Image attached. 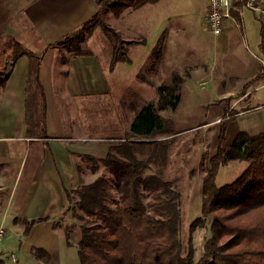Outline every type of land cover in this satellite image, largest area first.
<instances>
[{
	"label": "crops",
	"instance_id": "obj_1",
	"mask_svg": "<svg viewBox=\"0 0 264 264\" xmlns=\"http://www.w3.org/2000/svg\"><path fill=\"white\" fill-rule=\"evenodd\" d=\"M13 3L0 11L4 17L0 36L13 37L42 54L39 79L46 102V133L37 132L34 125L30 131L27 124V89L39 93L28 79V58L21 55L0 82V224L11 228L0 243V256L6 264H80L76 247L67 245L59 228L54 231L52 224L59 221L66 205L64 190L80 184L78 160L103 157L109 146L82 141L95 129L75 123L71 117L64 120L60 108L50 104L49 96H59V90L75 98L105 95L109 92L107 75L131 70L145 75L146 80L136 83L140 89L158 92L159 86L170 85L174 78L179 89L190 78H203L207 68L212 69L215 79L244 81L240 88L243 98L252 90H247L252 86L247 85L249 80L259 74L264 80V59H247V44L245 40L244 47L240 43L244 36L241 23L236 27L226 21L223 31L214 35L217 38L206 41L203 25L207 0H157L122 8L117 12L116 32L123 54L110 60L92 53L63 56L60 45L54 44L97 12L95 0ZM113 63L116 65L110 66ZM148 76L170 83L153 85ZM132 117L130 114L118 129L128 130ZM263 130L264 102L250 105L229 121L225 137L231 143L239 132L254 135ZM29 220L33 223L23 235L24 223ZM46 254L49 259L43 262Z\"/></svg>",
	"mask_w": 264,
	"mask_h": 264
},
{
	"label": "trees",
	"instance_id": "obj_2",
	"mask_svg": "<svg viewBox=\"0 0 264 264\" xmlns=\"http://www.w3.org/2000/svg\"><path fill=\"white\" fill-rule=\"evenodd\" d=\"M156 1L95 0L97 12L54 44L65 47L70 56L86 55L88 52L81 48L84 34L96 25L103 30L110 29L103 22L105 14L109 11L117 14L128 6L136 8ZM260 36L264 41L262 26ZM21 55L28 58V79L42 95L39 79L42 54L6 35L0 36L3 59L0 82ZM260 80L259 74L247 85ZM177 84L174 78L170 85L159 86L157 103L147 102L141 106L129 126L130 136L153 139L170 131L160 111L175 106ZM42 109L45 111L44 105ZM232 113L234 115L219 121L215 152L203 155L200 213L189 229L208 226V235L196 260L192 247L184 248L178 238V193L162 172L167 142L123 138L110 144L103 157L87 159L94 165L102 164L110 176L100 174L70 191L64 190L66 205L59 221L52 224L54 231L63 227L65 242L72 245L67 234L72 227L62 225L63 216L69 213L81 221L75 244L79 263L264 264V130L254 135L239 132L228 143L225 128L235 118L236 112ZM134 144L147 145L149 154L139 157ZM230 160L245 162V166L232 181L217 185L219 167ZM150 165L155 169L147 171ZM32 223L33 220L25 221L23 235H27ZM48 259L46 254L43 262ZM0 264H6L1 256Z\"/></svg>",
	"mask_w": 264,
	"mask_h": 264
},
{
	"label": "rangeland",
	"instance_id": "obj_3",
	"mask_svg": "<svg viewBox=\"0 0 264 264\" xmlns=\"http://www.w3.org/2000/svg\"><path fill=\"white\" fill-rule=\"evenodd\" d=\"M13 2L15 0H0V11L7 6H14ZM3 18V16H0V21ZM116 20L117 14L111 11L105 14L103 22L110 29L103 30L98 25L94 26L84 34V41L81 43L82 50L95 54L99 59H118V56L123 53L118 48L121 40L116 32ZM241 25L244 36L243 39L240 37V43L242 47H244V40L247 44V49H244L247 59H264V41H261L260 36V29L261 26L264 27V23L260 17L243 8ZM203 26V36L206 41L211 43L217 36L209 33L205 25ZM59 49L61 55L70 56L65 47L60 45ZM208 54L211 55V52ZM115 65V63L110 64V66ZM262 70L264 72V67ZM144 76L143 71L137 73L134 70L127 73H123V71L115 72V74L107 75L109 92L105 95L75 98L59 90L60 95H50L49 101L52 106L60 108L64 120L71 117L74 120L73 122L83 123L95 129L94 131H88L85 134L86 136H98L107 139L100 142L92 141L91 143H104L110 147L112 146L110 144L116 143L110 141V138L167 142L165 145L166 163L162 168V172L163 176L171 181L172 188L178 193V238L184 248L189 245L192 247V256L196 260L202 251L204 239L208 235V226L196 227L192 231L189 229L190 223L200 213L201 180L204 175L203 155L205 153L211 155L215 152L218 125L221 119L234 115L232 112H236V116L250 105L264 102V85H262L264 80L258 81L247 88V90H252L248 96L242 98L240 88L244 81L215 79L212 76V69L209 71L206 68L203 78H190L183 82L181 88L175 90L174 93L178 97L173 108L168 107L160 111V114L168 123L167 126L170 131L149 139L130 136L128 134L129 128L128 130L118 129L126 124L130 114H133L132 118L134 119L142 105L147 102L157 103L159 91L147 88L140 89L136 85L137 82L146 80ZM147 78L153 85L170 83L168 79H157L154 76L151 79L149 76ZM254 87L257 88L254 89ZM226 88L231 92L228 93L225 90ZM167 97L171 98L169 94H167ZM45 104L43 94L38 95L28 87L26 120L30 131H32L34 125L37 132L46 133L45 111L42 109ZM73 106L76 107V110L71 108ZM134 150L139 157H145L149 154L147 145L134 144ZM78 165L80 167V183L90 182L100 174L110 176L106 168L100 163L94 165L86 159H80ZM244 166L245 162L237 160H230L226 165L220 166L216 174V184L222 185L232 181ZM154 169L155 166L150 165V169L147 171ZM111 192H113L112 189ZM63 220L62 225L72 227L67 234L72 245L75 246L79 237V224L81 221L76 217H71L69 213L63 216ZM59 231L65 241L63 227Z\"/></svg>",
	"mask_w": 264,
	"mask_h": 264
},
{
	"label": "built area",
	"instance_id": "obj_4",
	"mask_svg": "<svg viewBox=\"0 0 264 264\" xmlns=\"http://www.w3.org/2000/svg\"><path fill=\"white\" fill-rule=\"evenodd\" d=\"M247 9L257 14L264 23V0H207L206 10L204 13V23L206 30L213 34L219 35L225 26L226 21H230L234 26H240L242 9ZM82 141H103L107 140L98 136H85ZM124 140L123 138H110V141ZM11 232V228L0 224V243ZM10 260H14L13 255Z\"/></svg>",
	"mask_w": 264,
	"mask_h": 264
}]
</instances>
